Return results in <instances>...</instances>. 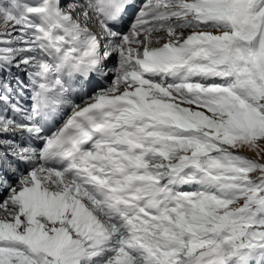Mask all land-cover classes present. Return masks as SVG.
Segmentation results:
<instances>
[{"label": "snow or ice", "instance_id": "snow-or-ice-1", "mask_svg": "<svg viewBox=\"0 0 264 264\" xmlns=\"http://www.w3.org/2000/svg\"><path fill=\"white\" fill-rule=\"evenodd\" d=\"M0 27V264H264V0H0Z\"/></svg>", "mask_w": 264, "mask_h": 264}, {"label": "rangeland", "instance_id": "rangeland-1", "mask_svg": "<svg viewBox=\"0 0 264 264\" xmlns=\"http://www.w3.org/2000/svg\"><path fill=\"white\" fill-rule=\"evenodd\" d=\"M0 28H2V27H0ZM262 147H264V145H262ZM241 154H243L249 158L257 159L256 153L249 151L247 149H244ZM258 159L260 160V162H264V152H261L260 157Z\"/></svg>", "mask_w": 264, "mask_h": 264}]
</instances>
